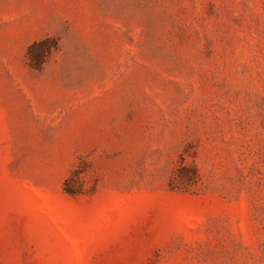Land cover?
Masks as SVG:
<instances>
[{
  "label": "rangeland",
  "instance_id": "obj_1",
  "mask_svg": "<svg viewBox=\"0 0 264 264\" xmlns=\"http://www.w3.org/2000/svg\"><path fill=\"white\" fill-rule=\"evenodd\" d=\"M0 264H264V0H0Z\"/></svg>",
  "mask_w": 264,
  "mask_h": 264
},
{
  "label": "trees",
  "instance_id": "obj_2",
  "mask_svg": "<svg viewBox=\"0 0 264 264\" xmlns=\"http://www.w3.org/2000/svg\"><path fill=\"white\" fill-rule=\"evenodd\" d=\"M66 191H67L68 193H72V190H70V189L68 188V182H67V188H66Z\"/></svg>",
  "mask_w": 264,
  "mask_h": 264
}]
</instances>
